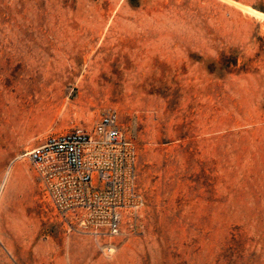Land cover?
<instances>
[{"label": "rangeland", "instance_id": "374dc122", "mask_svg": "<svg viewBox=\"0 0 264 264\" xmlns=\"http://www.w3.org/2000/svg\"><path fill=\"white\" fill-rule=\"evenodd\" d=\"M264 0H0V264H264ZM252 11V10H251ZM116 110L147 205L69 232L23 153Z\"/></svg>", "mask_w": 264, "mask_h": 264}, {"label": "built area", "instance_id": "2783aa9c", "mask_svg": "<svg viewBox=\"0 0 264 264\" xmlns=\"http://www.w3.org/2000/svg\"><path fill=\"white\" fill-rule=\"evenodd\" d=\"M43 198L69 231L110 244L137 226L147 205L136 141L109 110L91 129L52 134L26 150Z\"/></svg>", "mask_w": 264, "mask_h": 264}, {"label": "bare ground", "instance_id": "6f19581e", "mask_svg": "<svg viewBox=\"0 0 264 264\" xmlns=\"http://www.w3.org/2000/svg\"><path fill=\"white\" fill-rule=\"evenodd\" d=\"M251 10H252V11H251ZM249 12L255 14V16H259V17L262 16V17H264V14L261 13V12H259V11H256V10H253V9H250Z\"/></svg>", "mask_w": 264, "mask_h": 264}]
</instances>
